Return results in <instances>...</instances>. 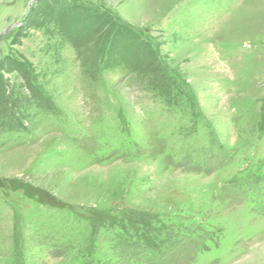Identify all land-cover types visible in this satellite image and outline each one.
Returning <instances> with one entry per match:
<instances>
[{"label":"rangeland","instance_id":"rangeland-1","mask_svg":"<svg viewBox=\"0 0 264 264\" xmlns=\"http://www.w3.org/2000/svg\"><path fill=\"white\" fill-rule=\"evenodd\" d=\"M0 264H264V0H0Z\"/></svg>","mask_w":264,"mask_h":264}]
</instances>
